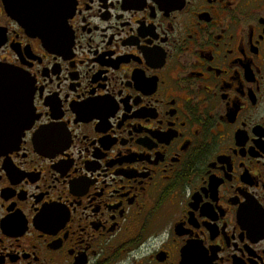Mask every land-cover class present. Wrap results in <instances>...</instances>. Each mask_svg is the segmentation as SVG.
<instances>
[{
    "label": "flooded vegetation",
    "instance_id": "1",
    "mask_svg": "<svg viewBox=\"0 0 264 264\" xmlns=\"http://www.w3.org/2000/svg\"><path fill=\"white\" fill-rule=\"evenodd\" d=\"M10 9L33 121L0 148V264H264V0Z\"/></svg>",
    "mask_w": 264,
    "mask_h": 264
},
{
    "label": "water",
    "instance_id": "2",
    "mask_svg": "<svg viewBox=\"0 0 264 264\" xmlns=\"http://www.w3.org/2000/svg\"><path fill=\"white\" fill-rule=\"evenodd\" d=\"M12 0H6L10 9ZM31 85H24L23 77L4 68L0 69V148L20 141L33 121Z\"/></svg>",
    "mask_w": 264,
    "mask_h": 264
}]
</instances>
